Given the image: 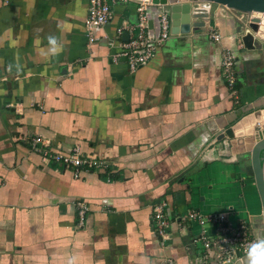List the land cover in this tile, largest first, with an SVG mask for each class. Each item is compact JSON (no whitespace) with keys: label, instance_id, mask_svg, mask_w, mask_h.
I'll return each instance as SVG.
<instances>
[{"label":"crops","instance_id":"0c3cea01","mask_svg":"<svg viewBox=\"0 0 264 264\" xmlns=\"http://www.w3.org/2000/svg\"><path fill=\"white\" fill-rule=\"evenodd\" d=\"M135 5L114 0L111 18L88 42L87 0H0V264H66L73 255L80 264L165 257L201 264L192 243L200 227L182 218L190 208L223 213L232 227L244 223L254 240L264 236L248 152L230 153L227 140L214 137L241 106L264 103V48L242 50L232 16L213 5L207 18H191L203 26L169 24L151 58L129 72L109 53L123 40L115 29L135 21ZM146 9L155 33V11ZM53 35L64 49L45 58ZM222 48L235 56V94L220 74ZM33 136L54 150L78 145L118 178L93 171L73 178L30 148ZM76 199L87 207L81 225ZM159 200L168 220L163 242L151 221Z\"/></svg>","mask_w":264,"mask_h":264},{"label":"built area","instance_id":"2783aa9c","mask_svg":"<svg viewBox=\"0 0 264 264\" xmlns=\"http://www.w3.org/2000/svg\"><path fill=\"white\" fill-rule=\"evenodd\" d=\"M112 2L114 0H87L83 30L88 42H92L94 39V31L111 18ZM148 6L155 11V33H151L148 27L146 9ZM198 6L209 11V4L203 3L198 4ZM134 10L136 14L135 21L115 29L117 37L123 31L132 35L127 40L117 39L112 41L110 43L112 49L109 53V59L112 63L123 60L129 72L146 63L153 55L155 48L169 34V19L166 10L152 5L149 0H139V2H136ZM241 16L239 14L238 18ZM208 35L214 41L220 40L219 34L212 28L208 29ZM234 59L235 56L231 49H221L220 74L227 88L233 94L236 93ZM29 144L32 150L40 154L44 162L62 166L71 172L73 178H78L82 171L109 172V166L105 160L92 154L83 153L78 145H74L68 151L54 150L50 149L48 140L41 139L38 136L31 137ZM73 206L76 211L77 224L81 225L87 207L81 199L74 200ZM164 208L165 202L163 200L155 202L151 207L152 226L160 242H163L168 234V220L165 216ZM182 218L186 222H196L200 227L199 233L192 238V243L199 248L201 264H228L236 258V253L244 255L247 245L254 240L246 224L243 223L232 227L226 223L223 213L203 216L197 210L190 208L183 214ZM206 224H212L215 227V231L211 234L206 233ZM161 264H174V262L172 258L165 257Z\"/></svg>","mask_w":264,"mask_h":264},{"label":"water","instance_id":"95a60500","mask_svg":"<svg viewBox=\"0 0 264 264\" xmlns=\"http://www.w3.org/2000/svg\"><path fill=\"white\" fill-rule=\"evenodd\" d=\"M139 2V0H132ZM159 9L167 11L169 24L177 27L184 24L188 28L203 26V20L191 18H207L208 10L198 4L219 6L234 13L237 22L236 33L242 50H261L264 48V0H149ZM242 16L238 18V15ZM174 21V23H171ZM149 26V21L147 22ZM123 40L128 33H121ZM246 104L215 132V139L225 138L230 153H246L249 155L250 169L254 186L261 206V227L264 233V103ZM236 258L240 255L236 253ZM232 263V262H230ZM228 263V264H230Z\"/></svg>","mask_w":264,"mask_h":264},{"label":"clouds","instance_id":"9594fccd","mask_svg":"<svg viewBox=\"0 0 264 264\" xmlns=\"http://www.w3.org/2000/svg\"><path fill=\"white\" fill-rule=\"evenodd\" d=\"M47 40V47L42 51V55L49 59L58 56L64 49V43L54 35L49 36ZM11 67L10 65L9 71ZM66 264H80V260L78 256L73 255L67 259ZM243 264H264V236L249 242L245 249Z\"/></svg>","mask_w":264,"mask_h":264},{"label":"trees","instance_id":"16d2710c","mask_svg":"<svg viewBox=\"0 0 264 264\" xmlns=\"http://www.w3.org/2000/svg\"><path fill=\"white\" fill-rule=\"evenodd\" d=\"M108 171L107 173H104L102 174V176L106 179V177L109 179V180H112V179H117L118 178V175L117 173H114L112 171H110V169L108 168Z\"/></svg>","mask_w":264,"mask_h":264},{"label":"rangeland","instance_id":"374dc122","mask_svg":"<svg viewBox=\"0 0 264 264\" xmlns=\"http://www.w3.org/2000/svg\"><path fill=\"white\" fill-rule=\"evenodd\" d=\"M215 6V5H214ZM228 11V13H229V15H231L232 16V18H234V13L232 12V11H230V10H227ZM233 22H234V24H235V28L237 27V22L235 21V20H233Z\"/></svg>","mask_w":264,"mask_h":264}]
</instances>
